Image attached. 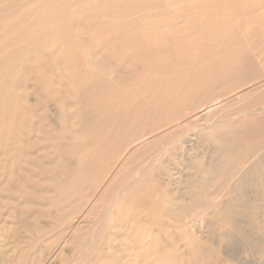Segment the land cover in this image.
Returning <instances> with one entry per match:
<instances>
[{
    "label": "bare ground",
    "instance_id": "bare-ground-1",
    "mask_svg": "<svg viewBox=\"0 0 264 264\" xmlns=\"http://www.w3.org/2000/svg\"><path fill=\"white\" fill-rule=\"evenodd\" d=\"M8 1L0 16V264H191L185 260L189 256L195 264H223L217 248L192 236L187 227L207 213L235 227L242 216L249 224L258 222L257 197L244 196L252 188L264 192V102L226 115L222 108L212 109L226 99L223 95L199 98V92L216 79L226 81L212 74H257L243 59L262 58L264 51L242 44L255 45L253 39L264 35V15L240 18L242 9L260 0ZM13 8L18 11L12 13ZM119 8L126 14L141 9L166 17L159 25L139 20L140 26L125 34L131 43L152 49L160 61L156 74L173 73L174 62L189 61L191 66L176 74L175 87L164 82L116 86L125 71H109L107 56L96 46L86 49L92 39L81 31L72 35L77 16L86 12L96 19ZM148 12L144 17L152 15ZM175 25L181 26L173 29ZM116 26L106 27L115 35L113 43L120 35ZM229 35L234 36L230 52L223 49ZM204 50L214 61L201 62ZM251 81L245 79L232 92ZM175 88L181 92L174 98ZM31 95L37 96L38 109L30 104ZM248 95L229 103L247 102ZM174 99L180 108L207 105L202 110H208L209 118L201 125L210 130L197 134L198 145L214 141L215 163L225 158L222 182L208 181L204 188L185 182L180 195L170 197L156 177L169 175L173 157L185 150L189 129L173 132L171 144L158 157L146 148L153 142L144 145L142 138L172 121L165 109ZM44 140L51 146L40 155L32 147ZM210 166L203 165L207 174L218 173L219 166ZM222 191L230 197H222ZM77 215L82 219L75 225ZM227 235L226 230L218 234ZM210 255L214 259L207 262Z\"/></svg>",
    "mask_w": 264,
    "mask_h": 264
},
{
    "label": "rangeland",
    "instance_id": "rangeland-1",
    "mask_svg": "<svg viewBox=\"0 0 264 264\" xmlns=\"http://www.w3.org/2000/svg\"><path fill=\"white\" fill-rule=\"evenodd\" d=\"M10 1H12L16 4H19V3H26L27 0H10ZM102 1H104V0H92L91 2H95V3L99 2L100 3ZM7 2H9V1L7 0L5 2L0 3V16L1 17H4L6 14L3 8L6 6ZM263 10H264V0H260L257 3L252 4L249 8L242 9L240 19L241 20H247V19H253V18H262V16L264 15ZM12 11H13L12 13H14L18 10H16V8H13ZM110 11L111 12L109 13V16L105 15V13L102 12L101 14L97 15V16H99V18L97 16L95 17L96 19L91 17L92 15L89 16L88 13H86V12L83 15L77 16L78 18H75V20L77 19L75 21L76 25L74 24L73 28H71V30L74 31L72 35H76V34H74L75 32L78 33L79 31H81V33L88 38V39L86 38L87 40L92 39V40H89L90 43L88 42V44H86V45H88L86 47V49L93 48L96 46L101 51L100 53L107 56L108 62L106 61V64H108L107 67L109 68V71H114V69H120L123 72L125 71L123 73L122 77H120L121 79H117L116 81H114L116 86L122 87V86H124L125 83H128V82H134L135 84H138V83L145 84L146 82L159 84V82H164L163 85H166L168 88H169V86L172 88L175 87L174 85H175V83H177V80H178L176 74L180 70L190 67L191 65L189 64V61L179 62V63L174 62V66H171V68L174 70L173 73L163 75L158 71V74H156L157 68L160 67V61L157 58H155L154 56H152V49H150L149 47H144V46H140V45L131 43L130 40L127 39L129 36H127L125 34L126 31H129L130 29L136 30V28H138V26H140L141 22H142V25H144V23H151L153 25H159L164 20H166V17H160V16L156 15L155 13H157V12H155V11L152 13L153 10L151 12H148L147 10L141 11V9H140L139 11H136V12L133 11V12H130L129 14L123 13V8L122 9H120V8L114 9V10H110ZM112 11L114 13H112ZM147 12L149 14H152V15H150L149 17H144V15L147 14ZM188 13H190L192 15V19H194V13L192 12V10H189ZM206 13H207V11H206ZM111 14H112V16L114 14H116L117 16H115V18H113L112 16L110 17ZM101 15H103L104 18ZM165 16H168V15H165ZM109 19H112V20H109ZM159 19H161V20H159ZM139 20H141V22ZM80 23L84 24L85 27L81 28L78 25ZM102 23H105V24H102ZM106 23L108 24V26H105V25H107ZM114 23H115V25H117L116 26L117 28L116 29L114 28L113 30L118 31V33L120 34L117 36L118 41H116L115 43L111 42L112 37L114 38L115 35L107 32L110 30H108L109 28L108 29L106 28L109 26L111 27V25H114ZM98 24H100V26ZM179 26H181V25H175L173 27V29H178ZM195 29H196V27L194 26L193 30H195ZM253 29H254L253 26L249 27L248 31H251ZM89 36H91L92 38ZM230 37H231V39H230ZM108 38H109V40H106ZM233 38H234V36H231V35L226 36L225 40H226L227 44H224L225 45L223 48L224 50L226 49V51H229V52L233 50L234 46L231 43V40ZM227 40H229V41L227 42ZM97 42H99V43H97ZM253 42H256L255 45L254 44L249 45L247 43V41H244L242 46L243 47L250 46L251 49L253 48L255 50L254 52L264 51V35H258L257 38L255 37V39H253ZM229 44H231V45H229ZM189 51L192 52L191 49ZM138 53L140 55L142 54L143 56H139ZM209 53H210V51H208V50L203 51L204 57L202 58L201 62L207 63V62L214 61L213 58H210L208 56ZM133 55H137V57L139 58L138 61L130 59V57H132ZM233 60H234L233 58H230L229 61H233ZM243 62L246 64V66L250 65V68H254V70L256 69L257 74L256 75L254 73H251L249 75L248 74H242V75L212 74V76H210L211 78H213V79L224 78V80H226V81H223V80L218 81L216 79L215 81H213L212 86L210 88L209 87L205 88L199 92V98L209 95L213 99L217 96L223 95L222 99L226 98L225 100L222 101L224 104L221 102L217 106H214L212 109H215L216 107L222 108V110L225 111L224 114H226V115H232L236 111H239L243 108H246L247 104L249 105V104H252L256 101L264 102V57H262V58H248V57H246L243 59ZM169 72H172V71L169 70ZM229 78H231V79H229ZM245 79H252V81L250 83L246 84L245 86L241 87V89H238L237 91H235V94H234L232 92V90L234 88L240 86L245 81ZM231 80H232V82H231ZM28 84L31 85L30 82ZM122 88H124V87H122ZM61 91H63L62 93L64 94L63 88ZM177 91L181 92V90H178L177 88H175V90L172 91L174 98H175L174 93ZM246 92H249V95H248L249 97L248 98L244 97L241 99L244 100L247 98L246 99V101L248 100L247 102H245V101H244V103L243 102H237L238 104L237 103H232V104L229 103L232 99L238 98ZM230 93H232L234 95L230 96L231 95ZM36 97H37L36 95L30 96V98H31L30 104L33 105L34 108L38 109L39 105L37 104V101L35 100ZM177 97H178V95H177ZM177 100L178 99H174L172 102V105L165 109V110L168 109L167 111H169L172 121L166 125L161 126L158 129L152 131L151 133L147 134L144 138H142V139H145L143 141L144 145H146L150 142H153L151 147H146V148H152L151 150L154 153L153 156L158 157L157 153L159 151H161L162 149L167 148L171 144L170 140L172 139L171 136H172L173 132L179 131L180 129H189L190 134L187 138L189 141L187 140V143L185 142V144H186L185 150H182V151L177 153V155H180V154H182V155L180 157L177 155H175L173 157L172 165H171V171L169 172V175H164L160 179H159V176L156 177V180L159 183L161 190L165 194L169 195L170 197L179 196L180 195L179 190L180 189L182 190L185 182L191 181V182H194L197 187H200L205 182H208V181H209V184L211 185V184H215V182L220 183L224 180V177H221L222 176L221 173L223 174V171H224L222 168V165H223V158H225V157H223V155L220 156V157H222L221 160L218 162V164L215 163V159L217 156L213 155V150L215 148V145H217L216 142H214V141L207 142L202 147H199V145H198L199 140L197 138V134L202 132V131L210 130V129H208L209 127L207 125H205L206 127H204V125L203 126L201 125V124H204V122H206L208 120L207 119V117L209 115L208 110L207 109L206 110L204 109V111L202 110L203 108H206L207 105H204L203 107L198 108V109H194L195 106L191 103V104H186V106L180 108V107L176 106ZM53 103H54L53 101L49 102V105H51V108H52ZM261 106H264V104ZM51 108H50L49 113L51 115H53V117H54L56 115H55V112H53L51 110ZM201 111H203V112H201ZM35 120H36L35 122H37L38 118H35ZM204 120H206V121H204ZM179 122H181V123H179ZM195 126H198L197 127L198 131L193 132L192 129ZM199 127H200V129H199ZM201 127H203L204 130ZM37 132L38 131L34 132V134ZM191 133L192 134L194 133V134L192 135ZM38 134L40 135V133H38ZM210 143L213 145H210ZM17 145L18 146L20 145V147L21 146L23 147V145H21V143H17ZM35 145L32 147V149L34 151H37V153L40 155H44L47 152L46 149L50 148V146H51L50 142L48 140L37 142ZM136 147H139V145H135L132 148L135 149ZM30 150H31V148H30ZM185 153L186 154L188 153L187 154L188 156ZM198 153L200 154V156ZM194 154L196 155V157ZM43 158L45 160H48L47 156H43ZM212 162H214V163H212ZM206 163L210 164L211 166H213V165L219 166L218 173L212 174V172H211V173L207 174L206 169L203 168V165H205ZM115 164L116 163H114V165ZM114 165L112 166V168L114 167ZM32 173H34V172H32ZM35 173L40 174L41 172L38 169V170H35ZM188 176L191 178H189ZM208 177H210V178H208ZM204 178H206V179H204ZM215 178H216V180H215ZM41 187L42 186H39L38 188H41ZM203 188H204V185H203ZM203 188L201 187L200 190H202ZM17 196L18 197H16V198H19V195H17ZM221 196L224 198L230 197V195H228L226 191H222ZM233 196H235V195H233ZM245 197L253 198V199L255 197H257L258 200L256 198H255V200H257L256 202H258V204L261 205L256 210V216H257L258 222H256L255 224H249V223L245 222L247 218L245 216H242L241 217L242 220H240L241 223H240L239 227H235V226L231 225L230 222H225L221 219H218L217 215L212 216L210 213H207L206 215L204 214L203 218L197 219L193 225H190L191 223H189V225L187 227L188 231L190 232V234L192 236L194 235V237H196L197 239H199V240L201 239V241H205V242H207V244L209 243V246L210 245L215 246L217 248V254L218 253L221 254L223 252V254H221V255L218 254V256H220L219 258H222V260L224 259L223 264H264V253L262 252V248H263L262 243L264 242V216H263L264 215L263 214L264 213V206H263L264 205V192L260 187L254 188V189L252 188L246 193L244 198ZM244 198H238V199L244 200ZM182 202H184V200H182ZM180 204H182V203H180ZM24 208H26V206ZM80 218H81V216L77 215L73 219V222L75 225H76V223H78L82 219V218L81 219ZM9 220L10 221H16L18 219L9 218ZM226 225H228V226H226ZM222 230H226L227 234L230 236H228V235L223 236V237L218 236V234L220 235V231H222ZM260 236H262V237H260ZM227 243H228V245H227ZM179 244L181 245V242H179ZM258 252H259V254H258ZM179 253L184 254V249L180 248ZM223 255H224V257H223ZM213 259H214V255H210L208 257L207 262H209ZM185 260L188 263L195 264L192 256L185 257Z\"/></svg>",
    "mask_w": 264,
    "mask_h": 264
}]
</instances>
